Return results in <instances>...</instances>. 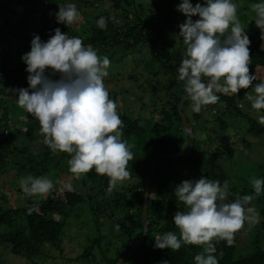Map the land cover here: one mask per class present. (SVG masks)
Masks as SVG:
<instances>
[{
    "label": "trees",
    "instance_id": "16d2710c",
    "mask_svg": "<svg viewBox=\"0 0 264 264\" xmlns=\"http://www.w3.org/2000/svg\"><path fill=\"white\" fill-rule=\"evenodd\" d=\"M68 0H7L0 4V50L3 58L0 59V175L8 170L7 159H10L18 170H27L37 176H45L46 173L54 174L58 177L63 171H69L67 161L70 155L66 152L52 154L45 145V150L36 153L29 149L28 144L32 139L37 138L38 129L35 121L27 114V127L23 130L16 124L19 122L18 112L22 109L16 104L15 89L28 88L26 65L22 62L18 64L13 48L16 40L28 41L29 37L36 28L42 29L40 34L42 40H47L45 36V26L36 24L39 14L52 15L51 7L55 3L64 4ZM84 7L92 4L89 0H80ZM114 12L99 10L95 13L90 33L83 35L77 29L65 24L60 26L62 32L70 37L76 36L82 39L87 47L101 50L99 56H108L110 61H121L125 54L116 57V53L121 49L124 53L133 51L139 46H149L153 60L163 62L165 71L164 78L156 80V84L151 86L150 94H155L151 100L156 106L158 99L162 100L161 110L153 108L152 118L134 116L132 108L120 102L118 88H113L112 83L107 78L104 83L111 87L109 98L117 105V113L121 120L120 131L121 139L126 141L133 153V159L129 164L133 166L134 176L138 181L127 190H134L138 193L139 204L136 210H125L124 214L114 218L113 214L108 213L106 208L116 206L120 202L121 194L114 193L107 196L109 178L106 175H98L94 169L84 174L90 188H96L98 192L83 193L77 187L71 186L65 190L52 189L47 195L40 197H26L22 193L24 203L21 206L9 205L8 207L0 204V249L2 245L18 256L28 260L30 264H45L57 258V253H64L65 231L70 223L71 214L78 215L79 210L88 207L92 216V221L96 226L97 233L89 238V245L85 251L78 255L81 259L91 254L95 247L99 248L102 255L100 264H116L118 260L129 254L131 248L137 241L142 239L145 226L142 220L143 197L146 188V180L152 162L158 157L152 174V186L149 196L148 217L149 226L146 236L143 238L139 247L122 264H194L193 257L202 247L198 245H182L177 251L170 249L154 248L155 236L173 231L179 236L178 229L172 223V218L176 211H181L182 206L178 204L177 197L174 195V188L182 180L199 179L202 175L209 179H217L215 162L217 156L211 159H204V150L197 148L198 138L196 128L193 125L194 145L193 150L188 156L177 157L174 155L163 156L164 154H175L185 152L189 148L190 134L184 127L178 105L184 96L183 82L177 80L176 69L184 57L183 50L176 48L174 29L177 23L172 18L177 11L176 6L182 0H155L154 6L151 4L137 3L136 0H108ZM202 2V0H200ZM47 4V8L41 11ZM11 4L21 6L22 9L11 8ZM47 14H45V13ZM10 13L20 14L22 18L15 19ZM104 16L107 20L105 29L96 26V20ZM33 17V19H32ZM11 26V30L5 27ZM58 23L51 27L54 29ZM5 29V32H4ZM17 29V30H16ZM251 43L249 48L260 33L258 27L245 29ZM9 34V36L7 35ZM169 38L170 42L164 41ZM264 41L260 39L250 54L249 72L255 67H264ZM175 47V48H174ZM9 48V50H8ZM264 79H256L254 83H259ZM157 88V89H156ZM156 90V91H155ZM161 90L162 92H157ZM31 92L32 90L29 89ZM251 89H241L234 96L220 95L216 103H223L227 109L232 111V115L243 117L247 120L249 133L255 136L264 134V126H261L254 117L245 113L239 106L240 100L246 97L245 94ZM157 94H156V93ZM14 93V96L12 94ZM9 95H11L9 97ZM159 95H163V98ZM190 99L187 98L183 110L189 122H197L207 112L194 113L190 115L187 106ZM205 107V106H204ZM23 110V109H22ZM219 120L221 132L226 133L231 129L227 122L223 109L219 110ZM153 124L149 126L147 124ZM174 128V133L172 130ZM23 140L22 144L18 141ZM186 140L183 147L181 141ZM27 141V143H25ZM249 143V142H248ZM219 149V148H218ZM229 152V153H228ZM228 158H232L234 150L228 147ZM11 166V167H12ZM186 168L189 175L181 174V168ZM186 166V167H185ZM263 171V172H262ZM262 171L258 169L254 177H264V164ZM181 175V176H180ZM133 176V177H134ZM95 184V185H94ZM243 194L248 193V187L244 185ZM2 200L9 201L7 195L0 192ZM263 205L260 212L262 216L258 232L251 237L249 251L241 254L239 245L243 231H248V235H253V227L245 226L235 234V242L227 246L225 241L216 242V256L219 264H264V194L260 195ZM94 201L97 204L94 205ZM110 203H108V202ZM107 204L103 208L102 203ZM31 210V211H30ZM107 217L109 227L103 230V220L100 217ZM116 229V230H115ZM112 237H115L112 238ZM118 238V239H116Z\"/></svg>",
    "mask_w": 264,
    "mask_h": 264
},
{
    "label": "clouds",
    "instance_id": "9594fccd",
    "mask_svg": "<svg viewBox=\"0 0 264 264\" xmlns=\"http://www.w3.org/2000/svg\"><path fill=\"white\" fill-rule=\"evenodd\" d=\"M176 9L186 17L178 25L186 50L176 69L177 80L183 82L191 111L199 113L203 106L215 104L220 95L248 88L251 91L245 96L251 107L257 112L264 110V80L254 83L256 72H249L251 41L233 0H197L195 5L192 0H182ZM250 9L264 41V0L252 3ZM54 15L57 23L67 26L80 19L71 0L58 4ZM96 26L105 29L106 18L100 16ZM53 31L46 41L33 34L30 50L22 54L28 88L14 90L16 104L38 122L42 142L52 154L70 155V173L78 179L94 169L109 178L107 191L111 192L130 176L127 167L133 153L121 139L117 105L104 85L110 59L85 46L80 37H70L59 27ZM258 123L264 126V115ZM249 183L252 194L226 202L227 182L222 185L220 180L203 175L182 180L174 195L183 210L172 218L179 236L173 231L158 234L153 247L177 251L182 245H198L202 251L193 257L194 264H219L216 242L231 246L245 224L254 227L260 223L251 201L264 194V177H250ZM19 186L26 197H40L54 185L47 176L27 175L19 179Z\"/></svg>",
    "mask_w": 264,
    "mask_h": 264
},
{
    "label": "rangeland",
    "instance_id": "374dc122",
    "mask_svg": "<svg viewBox=\"0 0 264 264\" xmlns=\"http://www.w3.org/2000/svg\"><path fill=\"white\" fill-rule=\"evenodd\" d=\"M6 1L7 0H0V4H3ZM89 1H91L92 4L84 7L80 0H71V2H74L77 5L80 11V19L78 22L69 25V27L77 29L83 35L90 33L96 12L99 10H107L111 13L114 12V8L111 7V2L108 0ZM154 1L155 0H136L137 3H142L143 5L151 4L153 6ZM67 2H69V0ZM196 2L197 0H192L194 5ZM233 2L237 5V16L241 26L245 27V29L257 27L255 25V21L252 20L254 13L251 11L250 5L258 2V0H233ZM43 4L44 6L41 11L47 8V4ZM58 4L61 3L57 2L51 7L50 12L52 15L49 14V16H43L42 14H39V21L36 22V24L47 28L45 30V36H47V38H49L52 33L51 27L57 24L54 13L58 11ZM11 8L22 9L21 6L15 4H11ZM10 15H12L15 19H23L20 14L14 15V13H10ZM172 18H175L177 23H182L186 19L185 15L179 11L174 12ZM197 18L198 17H193V19ZM62 25V23H58L57 27ZM5 29L11 30V26H7ZM174 29L176 32L174 33L175 41L173 44L176 48L180 47L183 52H185L186 46L183 44L182 37L178 34V25H176ZM41 33L42 29L36 28V31L31 34L27 42L16 40L12 43L14 44V54H18V57L16 58L18 64L21 62L22 54L30 50V41L33 38V34L40 35ZM7 35L9 36V34ZM164 41L170 42V39L167 38ZM91 48L96 52H102L99 49L93 47ZM1 49L2 46L0 45V50ZM123 54H125V56H123L121 61H110L111 63L108 68V76L104 78V82L108 78L112 83L113 88L120 89L119 103L123 105V110L127 108L126 106H128L129 108H132L134 116L148 117L153 123L154 119L151 115L153 113V108H156V111L161 110L162 100L158 99L159 101H157L156 106H154L151 100L156 96L153 93L150 94V89L151 86L156 84V80L161 81L164 78L163 72L165 69L163 67V62L151 59L150 57H154V54L150 53L149 46L145 45L139 46L133 51H128V53H124L121 49H119L116 53V57ZM2 58L3 55L0 52V59ZM255 72L257 79H264V67H255L252 74H255ZM175 76H178L177 70ZM104 85L106 88L111 87L108 83H104ZM157 92L162 91L159 90ZM10 96L11 95H9V97ZM12 96H14V93ZM159 96L163 98V95ZM191 104L192 102L190 100L187 106L190 115L193 114L191 111ZM239 106L245 113L247 112L248 115L254 117L256 120H258L259 116L264 115V110L257 112L251 107V104L246 97H243V99L240 100ZM220 109H223L227 122L232 126L226 133L221 132L220 122L219 120H216ZM205 111L207 112L205 117H200L198 123L191 121V124L192 127L194 125L197 130V148L199 147V149L204 150V159H211L214 156H217V160L214 165L217 179L220 180L222 185L224 182H227L229 186V195L226 202H231L238 195H244L242 193L244 185L248 187V193L245 194H252L253 189L249 183V178L254 177V174H257L258 169L262 171V164H264V134L257 137L249 133L247 130L249 124L247 120L243 117H236L232 115V111L227 109L226 105L223 103L209 104L205 107L203 106L201 113ZM1 113L2 109L0 108V115ZM27 114L28 113L24 109H21L18 112L19 122L15 121L17 122L16 124H18V126L23 130H26L27 127ZM28 116L31 115L28 114ZM32 119L35 121L38 129V136L37 138L32 139L28 146L31 151L40 153L45 150V145L42 142L43 137L39 132V124L33 117ZM147 125L152 126L153 124L150 123ZM173 133L174 128L171 134ZM22 141L23 140L18 141V144H22ZM25 143H27V141H25ZM181 145L185 147L186 140H182ZM229 146L234 150L232 158H228L227 152ZM6 165L8 166V170L3 173L1 171L0 175V192L7 195L10 200L5 201L0 197V204H3L6 207L9 205L21 206L24 203V198L22 193L18 190L20 188L19 179L27 175H37L27 170H18L15 166H12L13 163L10 159H7ZM127 170L129 171L130 176L123 181V183L118 184L111 192L107 191L106 193L107 196L110 197L113 196L114 193L121 194L120 202L116 206L109 208H106L107 204L105 202L102 203L103 208H106L108 213H112L114 218L122 216L125 210H136L139 204L138 193H135L134 190H127L128 187L131 188L133 184H136L138 179L134 176L133 166L129 163ZM180 170L182 175H189L186 168L183 167ZM50 172L51 173H46L45 176L53 181V189L61 191L65 190L69 186H74L85 194L89 192H98L96 188L89 187L90 182L87 181L86 183L84 174L77 179L69 171H63L60 175H58V177L53 171ZM259 197L251 201V206L255 207V209L259 212L260 223L252 228L254 231L253 235L251 234L249 236L248 231L242 232L239 242V245H241V254H246L249 251L248 247L250 245V241L252 240L251 237L258 232V226L262 221L260 209L263 205ZM95 204H97L96 201H94V205ZM92 216L93 215L90 213L88 207H84L79 210L77 216L74 214L69 216L71 221L65 231L64 253H57V258L55 260L46 262L45 264H100L103 262L102 255L98 247H95L93 251H90L91 254H88L86 257H82L81 259L77 258L78 255H81V253L85 251V247L89 245V238L93 237L97 233L96 226L92 221ZM100 218L103 220V230L105 231V227H109V221L107 217L102 216ZM245 226L248 225L245 224ZM112 238L115 239V237ZM0 264H30V262L21 256L13 254L10 249H8L5 245H2L0 249Z\"/></svg>",
    "mask_w": 264,
    "mask_h": 264
},
{
    "label": "water",
    "instance_id": "95a60500",
    "mask_svg": "<svg viewBox=\"0 0 264 264\" xmlns=\"http://www.w3.org/2000/svg\"><path fill=\"white\" fill-rule=\"evenodd\" d=\"M260 39H261V33L258 34L256 39L254 40V42L250 46V48H249L250 54L253 51L254 47L257 45V43L260 41ZM236 94H231V95H227V96H234ZM186 99H187V96H186V94H184V96L182 97V99H181V101H180V103L178 105V111L181 114L184 127L186 128V130H188V132L190 134L189 148L185 152H180V153H175V154H169L168 153V154H164L163 156H171V155H174V156H177V157L188 156V155L191 154V152L193 150L194 131H193L192 124L189 122V120L186 117V114L184 113V110H183V106H184V103H185ZM157 160H158V157L152 162V164L150 166V169H149V172H148V176H147V180H146L145 193H144V197H143L142 220H143L145 229H147V230H148V226H149L148 204H149V196H150V193H151V186H152V174H153V169H154V166H155ZM147 230L144 231L142 239H140L139 241L136 242V244L131 248V250H130V252H129V254L127 256L131 255L139 247V245L141 244L143 238L146 236ZM127 256L120 258L116 264H122V262L126 259Z\"/></svg>",
    "mask_w": 264,
    "mask_h": 264
}]
</instances>
